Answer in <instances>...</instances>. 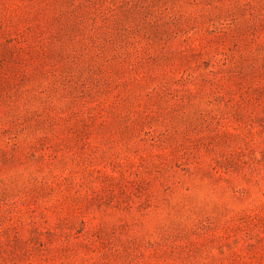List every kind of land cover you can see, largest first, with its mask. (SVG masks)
<instances>
[{"label": "rangeland", "instance_id": "374dc122", "mask_svg": "<svg viewBox=\"0 0 264 264\" xmlns=\"http://www.w3.org/2000/svg\"><path fill=\"white\" fill-rule=\"evenodd\" d=\"M0 264H264V0H0Z\"/></svg>", "mask_w": 264, "mask_h": 264}]
</instances>
